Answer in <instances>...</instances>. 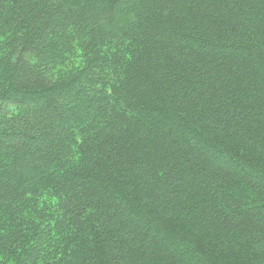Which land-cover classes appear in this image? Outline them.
Segmentation results:
<instances>
[{
	"label": "trees",
	"instance_id": "1",
	"mask_svg": "<svg viewBox=\"0 0 264 264\" xmlns=\"http://www.w3.org/2000/svg\"><path fill=\"white\" fill-rule=\"evenodd\" d=\"M0 264H264V0H0Z\"/></svg>",
	"mask_w": 264,
	"mask_h": 264
}]
</instances>
